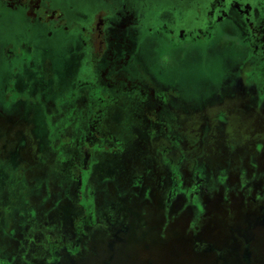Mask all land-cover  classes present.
I'll use <instances>...</instances> for the list:
<instances>
[{
    "label": "flooded vegetation",
    "instance_id": "af4514ba",
    "mask_svg": "<svg viewBox=\"0 0 264 264\" xmlns=\"http://www.w3.org/2000/svg\"><path fill=\"white\" fill-rule=\"evenodd\" d=\"M253 9L250 0H0V264H114L133 250L128 262L153 264L172 232L187 249L219 256L237 241L245 264L264 261V21ZM31 26L38 47L26 39ZM187 31L192 42L246 48L258 66L237 84L229 58L213 53L211 77L197 83L188 55L172 62L178 84L128 71L130 39L174 38L162 69ZM22 40L33 43L29 56ZM36 68L51 86L28 84ZM208 213L217 225L205 236Z\"/></svg>",
    "mask_w": 264,
    "mask_h": 264
},
{
    "label": "rangeland",
    "instance_id": "374dc122",
    "mask_svg": "<svg viewBox=\"0 0 264 264\" xmlns=\"http://www.w3.org/2000/svg\"><path fill=\"white\" fill-rule=\"evenodd\" d=\"M253 9V20L256 23H259L261 20L264 21V0H250ZM1 12V11H0ZM256 14V15H255ZM5 16L4 13H1L0 15V49H4L8 47V40H6V38L2 37V33H3V27L1 25V23L3 22L5 24ZM16 24V20L11 18V27H12V31L15 33L14 30H16L17 25ZM10 27V28H11ZM188 35H192L193 37H188L185 38L184 40H186V44L182 47H176V49H171L168 50V54H169V60L166 63V65L164 66V68H159L160 65V58H161V51H162V46L165 45L166 42H172V40L174 38H132V40H134L132 42V40L130 39L131 43H128L130 45V51L134 54V57L136 60H133V62L129 64V67L131 66V69L128 70L130 72H137L138 76H139V80L141 81V75H143L144 73H151L154 76H156L159 80H165L168 81L169 77L173 76L172 78L175 79L176 84L181 83V77L177 74H173L170 75V72L172 73V68L174 67L173 63H178L180 65V60L182 58H184V55H188L186 62H185V69L187 70H193V72L196 70L197 68V72L198 73L197 77L194 73V77L188 81L190 82H199V77L203 78V77H207L210 78L211 76L208 74L210 73V70L208 69V67H211V63L209 64V53H213V55L216 57L217 54H220V58L219 60H222L223 58H229V62L232 65V68H236L235 70H237L236 73V77L234 80V83H241V82H247L248 80L246 79V74H247V70H250L252 67H255L254 65H256V63L251 64L249 62H247L249 55H246V48L243 49L241 47H236L235 43H229V42H218V40L220 41L221 38H212L210 39V41L208 43H200V42H192V41H196L199 38L194 37L196 35V32L193 31H187ZM238 35V38L243 41L246 42V30L243 28V32H238L236 33ZM159 35V34H156ZM26 39L28 40H32L34 42V44L38 47V42L36 40V38H34L35 34H34V27H30L29 31H27V35H26ZM56 38H58V41L62 40L61 36H57ZM126 38H120V41L123 40V44L127 45L125 41ZM187 39H191L190 41ZM207 39V38H204ZM204 39H202L201 41H203ZM209 40V39H208ZM192 42V43H190ZM24 43V44H22ZM27 43H29L28 41H21L19 43V47L18 49L22 52V56H29V50H33L32 48H30L29 50L27 49ZM121 43V42H120ZM204 44V46H195V44ZM30 45H33V43H29ZM246 46V44H245ZM49 51V50H48ZM242 51V52H241ZM12 52H15L12 49ZM248 52V50H247ZM53 52L49 51V56L52 59L53 56ZM190 54V55H189ZM199 55L201 56V58H199ZM217 59V57H216ZM54 60V58H53ZM57 60V66L61 63V61ZM173 62V63H172ZM195 63V64H194ZM197 65V66H196ZM258 66V65H256ZM39 69H33L32 71L34 72H28L29 74L26 76L27 80H28V84H36V82L38 84L44 83V84H48V79L49 76L51 77V75H48V72H44L42 74L38 73L36 75H34L35 73H37ZM127 70V69H126ZM160 72V73H159ZM174 73V72H173ZM164 75V76H162ZM168 75V76H167ZM193 75V74H192ZM5 76V72H3L0 69V78H4ZM37 77V78H35ZM170 77V78H171ZM171 78V79H172ZM147 74L144 77V79L142 78V82L144 83H149V81L147 80ZM185 80V79H184ZM197 80V81H196ZM1 82V80H0ZM201 82V81H200ZM231 82V81H230ZM258 82V80H257ZM261 82H264V78L261 80ZM186 83V81L184 82ZM49 85V84H48ZM51 86V85H49ZM50 109V108H49ZM14 175V173L10 174V177L12 178ZM19 189L21 190V188L19 187ZM27 197H29L30 195L27 194ZM24 207V203H20L19 206L15 207L13 209V211L11 212V215L9 216L8 220H12L14 219V215L15 213L20 214L19 212L22 211ZM215 209H213L214 212ZM16 214V215H17ZM209 215H211V217L207 218L208 220L206 221V224L204 225V227L201 229L203 235H210V232L212 231V227H215L217 225V223H215L214 220H217L213 215L214 213H209ZM13 221V220H12ZM8 221H5V225ZM177 232H172L171 237L169 239H167V241H165V246H163L164 244H160V246H158L156 244V249H163V247L169 246L171 245V241L172 239H174V243L177 242H189L187 238H185L182 234H176ZM187 237V236H186ZM157 242V241H156ZM234 245H239L241 247V249L243 248V244L242 243H237V241H233ZM228 243V242H227ZM264 255V253L262 254V256ZM264 257V256H263ZM262 258V257H261ZM244 261V260H243Z\"/></svg>",
    "mask_w": 264,
    "mask_h": 264
},
{
    "label": "water",
    "instance_id": "95a60500",
    "mask_svg": "<svg viewBox=\"0 0 264 264\" xmlns=\"http://www.w3.org/2000/svg\"><path fill=\"white\" fill-rule=\"evenodd\" d=\"M227 242L228 240L225 243ZM183 244L184 242L180 241L174 243V239H172L169 248L166 246L163 250L155 247L153 264H245L243 261L244 250L239 245H231L228 250L218 248V252H223V254L216 256L205 245L196 250L187 249ZM133 258L136 259L134 250L132 253L124 251L117 256V263L114 264H138L135 261H127ZM260 264H264V261Z\"/></svg>",
    "mask_w": 264,
    "mask_h": 264
}]
</instances>
